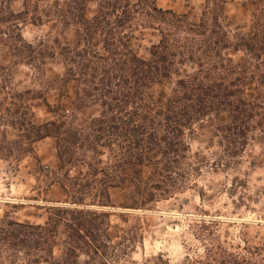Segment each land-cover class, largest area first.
Here are the masks:
<instances>
[{
  "label": "trees",
  "instance_id": "1",
  "mask_svg": "<svg viewBox=\"0 0 264 264\" xmlns=\"http://www.w3.org/2000/svg\"><path fill=\"white\" fill-rule=\"evenodd\" d=\"M4 1L0 22L11 26L0 34L7 37L1 39L3 46L27 61L36 55L54 58L49 52L57 50L68 64L66 81L81 84L76 109L90 103L102 109L86 126L74 119L33 128V138L57 140L63 164H85L87 171L65 177L61 185L69 202L51 209L45 225L0 221V259H9V264H106L111 239L110 216L104 209L111 202V188L131 184L137 207L170 194L175 188L171 175L188 152L186 132L209 118L215 119L233 157L264 135V0H249L251 25L246 33L231 29L224 20L225 0H208L198 22L159 8L156 0H23L21 13L12 12ZM91 3L98 11L88 17ZM29 16L36 22L55 18L63 26L74 25L79 36L72 44L56 39L55 47L45 41L30 44L20 32ZM144 28L160 33L149 61L139 58L128 41L130 34ZM96 36L102 38L103 53L95 49ZM232 52L241 53V59L236 62ZM188 63L195 66L193 71L180 75ZM173 75L179 76L168 96L156 99L148 93ZM249 84L254 86L251 96ZM115 146L119 154L107 167L88 161V151L113 152ZM153 153H160V167L145 180L144 167ZM60 239L63 255L55 259ZM216 249L205 247L203 256H189L181 264H257L252 256L264 251L257 246L239 253L233 245L222 244ZM144 264L174 263L159 255Z\"/></svg>",
  "mask_w": 264,
  "mask_h": 264
},
{
  "label": "rangeland",
  "instance_id": "2",
  "mask_svg": "<svg viewBox=\"0 0 264 264\" xmlns=\"http://www.w3.org/2000/svg\"><path fill=\"white\" fill-rule=\"evenodd\" d=\"M14 13L23 11V0H6ZM157 6L187 15L198 22L208 7V0H156ZM5 1L0 0V8ZM249 0H225L224 20L230 28L246 33L251 25ZM96 3L87 10L88 17L97 13ZM12 24H17L13 19ZM11 24L0 22V34L8 33ZM24 40L30 44L54 40L75 43L79 29L63 26L55 18L36 22L28 17L20 26ZM0 35V221L13 219L21 223L45 225L49 211L69 202L61 183L65 177L86 173L85 164L66 165L59 158L57 140L53 137L33 138V128L54 121L77 120L86 126L102 110L99 103H90L78 111L75 101L81 87L76 80L66 81L68 64L54 52V58L35 56V60L15 58L3 46ZM160 40V33L144 28L130 34L131 50L141 59H152L150 49ZM2 43V44H1ZM94 46L103 53V42L96 36ZM56 54V55H55ZM241 53L232 52L237 62ZM192 64L181 67L180 75L191 73ZM179 75L154 84L148 93L156 98L168 96ZM248 95L254 86L248 85ZM227 115L224 120H227ZM23 124V125H21ZM188 152L171 175L170 194L149 200L137 207L131 200V184L110 189L111 202L104 212L110 216L109 254L106 264H144L159 255L174 264L187 257L203 256L205 247L232 245L239 253L244 248H264V135L250 141L245 151L230 156L216 121L209 118L187 132ZM36 136V135H35ZM43 135L42 137H44ZM114 151L100 148L97 154L88 151V161L107 167ZM160 153H153L144 167L147 180L159 170ZM157 195L162 193L156 192ZM89 203V202H88ZM62 240L54 247V258L63 255ZM257 264H264V251L253 255ZM0 259V264H9ZM41 264H48L42 262Z\"/></svg>",
  "mask_w": 264,
  "mask_h": 264
}]
</instances>
